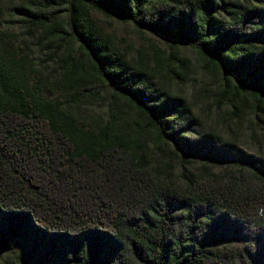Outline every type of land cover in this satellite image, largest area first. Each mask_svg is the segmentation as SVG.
Wrapping results in <instances>:
<instances>
[{
	"label": "trees",
	"instance_id": "16d2710c",
	"mask_svg": "<svg viewBox=\"0 0 264 264\" xmlns=\"http://www.w3.org/2000/svg\"><path fill=\"white\" fill-rule=\"evenodd\" d=\"M21 11L69 101H47L0 62V255L9 240L21 247L5 264H264V159L238 146L264 108V0H28ZM93 13L190 47L215 119L175 90L188 66L175 47L127 58ZM105 97L108 120L86 128L78 111ZM187 157L235 170L203 167L199 194L197 176L174 174Z\"/></svg>",
	"mask_w": 264,
	"mask_h": 264
},
{
	"label": "rangeland",
	"instance_id": "374dc122",
	"mask_svg": "<svg viewBox=\"0 0 264 264\" xmlns=\"http://www.w3.org/2000/svg\"><path fill=\"white\" fill-rule=\"evenodd\" d=\"M27 1L0 0V62L11 65L16 73L24 77V83L36 89L47 101L55 104H67L68 94L59 83L56 66L53 63L46 64L44 62L38 41L28 34L27 28L20 22L21 9L26 6ZM92 15L98 25L112 36L127 58L135 57L138 51L149 54L148 48L151 45L166 54L171 53V46L175 47L177 54L188 62L187 69L183 71L184 79L178 81L175 90L189 98L191 102L194 96V105L203 108L205 112L208 108L207 115L215 119L217 114L214 113V108L210 111V104L213 100L211 98L213 87L211 88L210 85L212 82L200 70L197 56L190 47L176 46L161 36L154 35L147 30L136 29L133 24L120 22L114 17H105L96 13ZM108 102L105 97L103 100L98 99L91 104L82 106L78 111L80 122L88 128L93 122L100 119L107 121L109 118ZM241 128L242 136L238 143L239 148L246 153L264 159V108L249 114ZM186 159L187 163L184 167L179 166L174 170L177 181L188 184V178L192 175L197 176L198 183L192 188L203 195L207 194L203 183H201V181L203 182L202 176H204L203 167L210 168V174H217L220 178L228 176L235 170L231 160L212 165L202 158L187 157ZM18 241V238H15L6 242L5 252L0 255V264H5L10 258L16 260V256L21 251ZM227 243L228 241L212 243L207 250L215 247L220 248ZM196 244L197 241L189 239L185 249L178 254V260L183 259L191 251V247H195ZM71 264H79V262L73 261Z\"/></svg>",
	"mask_w": 264,
	"mask_h": 264
},
{
	"label": "clouds",
	"instance_id": "9594fccd",
	"mask_svg": "<svg viewBox=\"0 0 264 264\" xmlns=\"http://www.w3.org/2000/svg\"><path fill=\"white\" fill-rule=\"evenodd\" d=\"M259 214H260V215H264V208H261V209H260Z\"/></svg>",
	"mask_w": 264,
	"mask_h": 264
}]
</instances>
